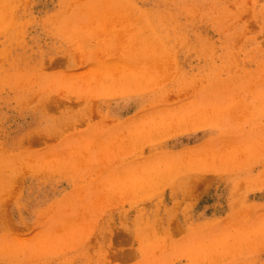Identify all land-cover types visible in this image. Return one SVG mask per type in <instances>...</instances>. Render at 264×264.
<instances>
[{
  "label": "rangeland",
  "instance_id": "374dc122",
  "mask_svg": "<svg viewBox=\"0 0 264 264\" xmlns=\"http://www.w3.org/2000/svg\"><path fill=\"white\" fill-rule=\"evenodd\" d=\"M0 264H264V0H0Z\"/></svg>",
  "mask_w": 264,
  "mask_h": 264
}]
</instances>
